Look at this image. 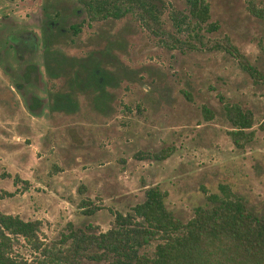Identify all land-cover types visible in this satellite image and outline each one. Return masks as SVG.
Listing matches in <instances>:
<instances>
[{
	"label": "rangeland",
	"instance_id": "obj_1",
	"mask_svg": "<svg viewBox=\"0 0 264 264\" xmlns=\"http://www.w3.org/2000/svg\"><path fill=\"white\" fill-rule=\"evenodd\" d=\"M155 1L175 47L135 11L93 20L79 0H0V210L39 219L47 243L67 222L108 229L112 211L130 210L149 185L166 191L183 221L221 183L264 208V83L203 44L228 38L264 71V0H207L216 28L190 22L180 31L169 13H186L185 0ZM10 31L28 39L17 42L20 56L5 41ZM226 103L253 113L240 144ZM82 200L101 207L86 213ZM155 243L140 252L151 255ZM16 249L31 256L22 241Z\"/></svg>",
	"mask_w": 264,
	"mask_h": 264
},
{
	"label": "trees",
	"instance_id": "obj_2",
	"mask_svg": "<svg viewBox=\"0 0 264 264\" xmlns=\"http://www.w3.org/2000/svg\"><path fill=\"white\" fill-rule=\"evenodd\" d=\"M79 1L93 20L135 11L142 23L165 45L176 46L178 40L163 26L161 8L155 0ZM185 3L186 13L178 9L169 13L177 31L185 29L186 23L190 22L199 28L203 24L208 30L216 28V24L208 22L210 7L207 0H185ZM53 25L51 21L46 22V31L52 32ZM80 26V23H73L70 28L75 34L80 31ZM27 40L12 31L6 33L7 45L13 47L18 56L17 42L26 43ZM28 42L32 49L34 42ZM203 44L229 52L254 81L264 83V71L257 69L228 38ZM27 75L23 74L24 80ZM92 77L98 82L101 74L94 70ZM37 102L33 96L32 104ZM32 104L27 105L31 111L34 110ZM224 109L232 126L229 133L233 141L240 144L241 134L253 124V113L238 103H226ZM165 197V190L158 185H149L144 189V199L130 210L112 211L113 224L108 229L96 230L89 225L75 226L67 222L65 231L54 243H47L42 238L39 219H23L0 210V264H81V257L94 261L111 260L116 264H264V208L257 210L248 206L228 184L221 183L219 192L207 193V202L195 206L193 215L183 221L167 208ZM81 205L87 206L86 213L101 207L85 200ZM155 240L151 255L140 252V248ZM21 241L30 248V257L16 249V244Z\"/></svg>",
	"mask_w": 264,
	"mask_h": 264
}]
</instances>
